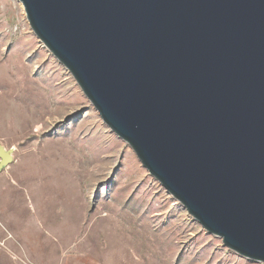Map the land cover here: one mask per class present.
Wrapping results in <instances>:
<instances>
[{
	"label": "water",
	"instance_id": "95a60500",
	"mask_svg": "<svg viewBox=\"0 0 264 264\" xmlns=\"http://www.w3.org/2000/svg\"><path fill=\"white\" fill-rule=\"evenodd\" d=\"M17 1L149 175L264 264V0Z\"/></svg>",
	"mask_w": 264,
	"mask_h": 264
},
{
	"label": "rangeland",
	"instance_id": "374dc122",
	"mask_svg": "<svg viewBox=\"0 0 264 264\" xmlns=\"http://www.w3.org/2000/svg\"><path fill=\"white\" fill-rule=\"evenodd\" d=\"M0 264H262L196 222L0 0ZM39 104V105H38ZM32 112V111H31ZM17 114V115H16Z\"/></svg>",
	"mask_w": 264,
	"mask_h": 264
},
{
	"label": "bare ground",
	"instance_id": "6f19581e",
	"mask_svg": "<svg viewBox=\"0 0 264 264\" xmlns=\"http://www.w3.org/2000/svg\"><path fill=\"white\" fill-rule=\"evenodd\" d=\"M1 101L3 100L6 104V106L10 107L9 113H13V110H15L16 108H22L24 111H26L27 116L29 117V115L33 114V113H37L40 114L43 110V108L41 109H33V108H29V107H25L22 106V104H20L18 102L17 99H15L13 96H11L10 94H2L0 96ZM39 105V104H38ZM32 111V112H31ZM17 115V114H16Z\"/></svg>",
	"mask_w": 264,
	"mask_h": 264
}]
</instances>
